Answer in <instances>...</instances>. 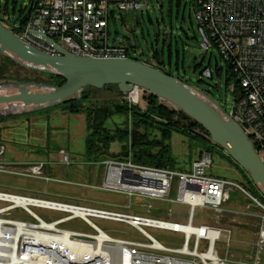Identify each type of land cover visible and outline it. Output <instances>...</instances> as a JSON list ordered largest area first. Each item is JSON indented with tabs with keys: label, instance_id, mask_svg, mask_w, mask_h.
<instances>
[{
	"label": "built area",
	"instance_id": "built-area-1",
	"mask_svg": "<svg viewBox=\"0 0 264 264\" xmlns=\"http://www.w3.org/2000/svg\"><path fill=\"white\" fill-rule=\"evenodd\" d=\"M193 2L200 49L202 52L216 49L232 64L235 82L229 86L230 98L225 100L229 111L216 101L242 127L261 156L264 152V0ZM145 6L144 0H31L24 22L14 14L6 15L2 22L22 41L50 55L61 53L47 39L76 55L129 59L127 45L109 41L110 19L117 10H138ZM202 75L213 78L210 68ZM141 90L133 86L126 97L131 105L139 104ZM5 153V145L0 144V171L17 172L14 171L17 164L2 160ZM130 155L122 160L121 166L110 165V170L120 169L119 180H110L109 170L103 189L130 198L187 205L186 224L0 191V202L6 204L0 207V264H264V203L234 180L208 175L207 169L213 164L212 154L204 153L188 170L136 164ZM64 160L69 163L67 156ZM45 167L46 163L36 162L28 169L40 177ZM175 180L177 197L170 199ZM237 190L254 202V205L247 204L243 212L226 208ZM32 206L66 215L48 221L34 212ZM254 206L260 212H252ZM197 207L216 213L218 225L195 224ZM18 208L29 213L33 221L9 218ZM224 213L259 220L253 249L241 259L230 254L232 229L221 226ZM92 217L125 222L142 233L147 241L114 238L94 224ZM77 218L91 225L95 232L89 234L62 227ZM147 226L183 234V246H165L147 232ZM221 251L226 252L225 257L221 256Z\"/></svg>",
	"mask_w": 264,
	"mask_h": 264
},
{
	"label": "rangeland",
	"instance_id": "rangeland-1",
	"mask_svg": "<svg viewBox=\"0 0 264 264\" xmlns=\"http://www.w3.org/2000/svg\"><path fill=\"white\" fill-rule=\"evenodd\" d=\"M144 2L146 6L142 9L116 11L115 16L110 19V43H123L130 47L134 57H140L152 64H157L153 58L154 48L160 50L162 61L167 64V68L171 69L173 74L181 77L188 85L200 91H206L229 111L230 107H226L225 100L230 98L229 86L235 81L231 78L227 83L230 73L227 72V63L218 50L202 52L200 49V34L194 15L193 0H144ZM30 4L31 0H0L2 9L0 13L3 15L7 8L11 15L15 13L19 16L23 10L25 17L29 13ZM128 39H131L132 43L128 42ZM2 55L0 52V64L4 62ZM209 60H211L213 78H204L202 71ZM217 65L223 67L221 74L217 71ZM11 72L15 73L16 77L0 79V82L33 81L49 84L48 76L41 71L34 72L28 67L27 69L15 67ZM10 92L16 91L0 90V95ZM147 95L148 92L141 90L139 105L142 108L148 104ZM122 98L123 95L118 87L105 86L102 89L83 88L75 99L80 100L88 108L121 104ZM64 105L65 103L34 111H30L29 106H0V112L15 113L4 116L7 119L0 123V144L6 147L2 160L17 164L18 167L14 171L20 172L0 171V191L105 208L181 224L187 223L189 213L187 205L163 202L159 199L130 198L125 194L103 189L110 165L121 166L120 154L125 151L122 149L123 143L117 138L110 144L108 152L101 153V158L98 156L99 161L94 162L90 159V155H87L86 138L90 132L85 114L65 112ZM168 106L174 108L170 104ZM129 123L131 124L128 117L116 113L106 121L104 127L106 133L120 135L127 129ZM148 134L152 139L166 140V143L171 145L175 160L173 169H190L192 162L202 153L198 144L190 142L181 134L173 133L170 138L165 139L159 130L152 127L148 130ZM124 143L132 157L131 144L126 141ZM223 152L228 155L224 150ZM65 156L69 158V163L64 160ZM261 156L264 159V152ZM212 159L213 164L207 169L208 175L234 180L264 203L263 193L253 182L250 183L241 169L239 170L236 165L228 161L219 149L212 152ZM36 162L46 163L40 177L28 169L29 165ZM246 175L249 177L247 173ZM176 184L177 180H175L170 199L177 197ZM232 196L234 199L226 205L228 210L243 212L247 204L254 205V202L239 190L234 191ZM4 205L6 204L0 202V207ZM129 205L131 207L127 208ZM31 209L48 221L66 215L34 206ZM251 211L258 213L260 209L254 206ZM214 214L216 213L208 208L197 207L195 224L207 222L218 225ZM171 215H177L180 218ZM8 217L33 221L32 216L21 208L13 210ZM91 220L114 238L147 241L142 233L125 222L96 217H92ZM220 220L221 226L232 229L230 254H234L237 259L247 256L258 238V218L224 213ZM62 227L89 234L95 232L94 228L81 218L65 223ZM145 229L167 247L181 248L183 246L184 237L181 233L149 226ZM220 254L222 257L226 256L225 251H221Z\"/></svg>",
	"mask_w": 264,
	"mask_h": 264
},
{
	"label": "water",
	"instance_id": "water-1",
	"mask_svg": "<svg viewBox=\"0 0 264 264\" xmlns=\"http://www.w3.org/2000/svg\"><path fill=\"white\" fill-rule=\"evenodd\" d=\"M61 55H50L22 41L0 19V52L29 69L60 75L64 85L33 81H1L0 90H14L0 95V106H29L30 111L48 109L78 97L81 89H102L116 85L124 97L133 86L157 96L199 123L210 140L223 149L250 177L264 195V161L242 127L229 117L218 102L161 68L133 58L101 59L76 55L47 39ZM128 42L132 43L131 39ZM123 44V43H122ZM15 113L0 112V117Z\"/></svg>",
	"mask_w": 264,
	"mask_h": 264
},
{
	"label": "trees",
	"instance_id": "trees-1",
	"mask_svg": "<svg viewBox=\"0 0 264 264\" xmlns=\"http://www.w3.org/2000/svg\"><path fill=\"white\" fill-rule=\"evenodd\" d=\"M0 10L2 11L1 6ZM23 13L24 11L22 10L19 16H17L15 13L14 15H16L18 20L24 22L26 16L24 17ZM9 14V11L6 8L4 15ZM0 19L4 20V18L1 17ZM128 48L130 50V47ZM153 52V58L157 61V64H152L151 62L143 60L140 57H134L131 51L130 56L131 58L138 61L155 65L156 67L161 68L167 74L175 77L181 82L188 84L181 77L173 74L171 69L167 68V64L162 61L160 50L154 48ZM2 56L4 58V62L0 64L1 80H5L8 77H16V74L11 72L15 67L17 69H27V67L20 65L12 58L4 54ZM226 63L227 72L230 73V76L227 80L228 83L230 79L233 78V72L232 64L228 61H226ZM200 65L202 66L203 64L201 63ZM169 66L171 67V63H169ZM207 68L211 69V60H209L208 65L204 67L203 71ZM222 70L223 67H219L217 65V71L219 74H221ZM34 72L38 71L34 70ZM42 74H46L48 76V83L51 85L61 86L66 83V80L60 75L45 72H42ZM204 92L209 95L206 91ZM209 96L211 97V95ZM146 98L148 104L145 108L140 107L139 104L131 105L124 96L122 98L121 104H115L112 106L103 105L86 108L78 99H73L65 103V112L73 114L84 113L86 116L87 128L90 132L86 138V149L87 155H90L91 157L90 159H92L94 162L99 161L100 154H106L110 148V144L119 138V140H121L123 143L122 149L125 150L122 152V154H120V159H128L127 157L129 156V148L124 143L126 141L131 144V160L134 163L159 168H173L175 160L172 154L171 145L166 143V140L152 139L148 134V130L152 127L159 130L165 139L170 138L173 133H178L187 137L190 142L198 144L202 150V153L198 158H200L204 153L212 154V152H214L216 149H219L222 155L228 161L236 165L239 170L241 169L237 163H235L228 155L223 152V149L210 140L206 130L199 123H196L193 119L187 117L182 111L169 107L166 102L160 100L157 96L149 92ZM116 113H120L128 117L131 124L129 123L127 129L122 131V134L110 135L109 133H106L104 125L106 121ZM5 119H7V117H0V123L5 121ZM241 172L244 173L248 181L252 183L243 169H241Z\"/></svg>",
	"mask_w": 264,
	"mask_h": 264
},
{
	"label": "bare ground",
	"instance_id": "bare-ground-1",
	"mask_svg": "<svg viewBox=\"0 0 264 264\" xmlns=\"http://www.w3.org/2000/svg\"><path fill=\"white\" fill-rule=\"evenodd\" d=\"M119 172H120V169H111L110 171V180L112 181H116V180H119Z\"/></svg>",
	"mask_w": 264,
	"mask_h": 264
},
{
	"label": "flooded vegetation",
	"instance_id": "flooded-vegetation-1",
	"mask_svg": "<svg viewBox=\"0 0 264 264\" xmlns=\"http://www.w3.org/2000/svg\"><path fill=\"white\" fill-rule=\"evenodd\" d=\"M0 17H1V18H6V15H4V14L1 15V13H0Z\"/></svg>",
	"mask_w": 264,
	"mask_h": 264
},
{
	"label": "crops",
	"instance_id": "crops-1",
	"mask_svg": "<svg viewBox=\"0 0 264 264\" xmlns=\"http://www.w3.org/2000/svg\"><path fill=\"white\" fill-rule=\"evenodd\" d=\"M131 51V50H130ZM132 53V52H131Z\"/></svg>",
	"mask_w": 264,
	"mask_h": 264
}]
</instances>
